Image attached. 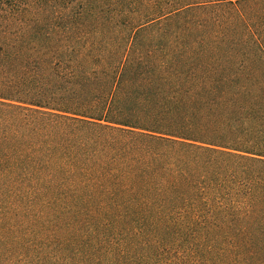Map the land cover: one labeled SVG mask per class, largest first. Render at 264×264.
I'll use <instances>...</instances> for the list:
<instances>
[{
  "label": "trees",
  "instance_id": "1",
  "mask_svg": "<svg viewBox=\"0 0 264 264\" xmlns=\"http://www.w3.org/2000/svg\"><path fill=\"white\" fill-rule=\"evenodd\" d=\"M0 264H264V0H0Z\"/></svg>",
  "mask_w": 264,
  "mask_h": 264
}]
</instances>
